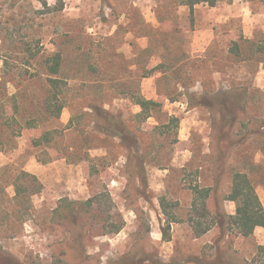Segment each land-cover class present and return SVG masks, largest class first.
Masks as SVG:
<instances>
[{
    "label": "rangeland",
    "instance_id": "374dc122",
    "mask_svg": "<svg viewBox=\"0 0 264 264\" xmlns=\"http://www.w3.org/2000/svg\"><path fill=\"white\" fill-rule=\"evenodd\" d=\"M183 1L0 0V104L17 120L1 129L0 264H116L133 253L149 256L143 264H264L262 237L215 226L197 238L189 222L193 186L212 189V215L236 213L225 199L238 172L264 197V55L257 52L264 0H216L218 9L200 4L193 15ZM218 17L225 23L213 26ZM212 27L221 42L198 54L196 34ZM58 52L68 87L56 120L44 109L49 87L39 58ZM237 89L247 91L246 101L232 128L219 133L220 107L200 101ZM137 95L161 111L141 121ZM47 131L52 143L35 147ZM40 166L46 171L38 175ZM22 172L43 189L17 200L16 184H27ZM100 194L112 204L85 222L87 257H77L73 234L54 212L62 200ZM161 198L176 218L169 242ZM111 216L124 224L118 234L98 224Z\"/></svg>",
    "mask_w": 264,
    "mask_h": 264
},
{
    "label": "trees",
    "instance_id": "16d2710c",
    "mask_svg": "<svg viewBox=\"0 0 264 264\" xmlns=\"http://www.w3.org/2000/svg\"><path fill=\"white\" fill-rule=\"evenodd\" d=\"M208 4L211 7L217 5L216 0H184V6L190 8V12L193 15L194 9L197 5ZM257 52L264 55V37L257 46ZM37 59L38 56H33ZM41 66L44 69L43 75L46 77V82L49 87V94L44 102V109L46 114L54 119H61L62 113L66 107V100L64 99L65 90L68 87V81L62 76L63 69V55L58 53L42 54L40 56ZM3 85L0 84V88ZM5 97V95H4ZM247 97V91L244 89L223 91L210 97L205 95L200 101V105L210 108L214 111L216 106H219L221 111L219 114L221 119L219 121V133H225L228 127L232 128L237 119V112L241 106L245 103ZM136 105L141 108L136 117L141 121H147L155 113L160 112L162 104L147 99L141 95L135 96ZM14 114L17 113V106H13ZM101 120H105L102 118ZM176 128L180 127V120L177 117L170 118ZM13 123H17L16 117H9L6 112L4 104H0V152L4 150V143L1 139L2 126L4 124L12 126ZM72 124V121H71ZM69 129V128H66ZM20 132H18L19 134ZM21 134V133H20ZM54 132L47 131L40 138L33 140V145L37 148L48 147L52 141ZM229 137V135H226ZM224 138V134L221 136ZM123 141L127 142L128 138L122 136ZM134 146L138 145V142H133ZM232 143L230 148L232 147ZM228 153H222L223 158ZM51 160H42L43 164L49 163ZM143 175L145 171L143 170ZM146 176L143 177V184L146 186ZM24 178L27 184H16V199L22 200L27 198L26 195H37L42 189L43 185L37 178V176L29 173L22 172L19 180ZM193 203L190 213L189 222L192 226L193 232L197 238H200L209 233L215 226H219L224 233L226 231L230 233H236L244 238H250L254 235L255 230L258 227L264 228V205L257 193V190L248 177L244 173H236L233 180L232 190L226 197V201L234 202L237 206L236 214H228L225 210H220L215 215H212L208 202L212 195L211 188H203L200 186H193ZM105 202V203H104ZM112 204V199L108 195H97L87 201H70L68 199L62 200L58 208L54 212V222L67 227L74 236L73 248L77 257H87L85 252V222L90 219L96 218V212L101 206ZM161 207L164 214L168 217L167 226L163 229V239L167 242L171 241V224L176 222V218L169 212V204L166 198H161ZM112 221V216L106 220L101 218L98 222L100 228L110 234H118L123 228L124 224H117ZM259 252L264 254V246H259ZM137 254L133 253L130 257L116 264H143V259L149 256L141 255V258L137 260ZM1 260V259H0ZM1 262V261H0ZM220 263V262H219ZM181 264H212L210 262L191 259Z\"/></svg>",
    "mask_w": 264,
    "mask_h": 264
},
{
    "label": "crops",
    "instance_id": "0c3cea01",
    "mask_svg": "<svg viewBox=\"0 0 264 264\" xmlns=\"http://www.w3.org/2000/svg\"><path fill=\"white\" fill-rule=\"evenodd\" d=\"M215 9H218V8L217 7H215V8L213 7V10H215ZM222 23H225L224 18L223 17H218L215 20V22L212 23V25L213 26H220ZM216 29H214L212 27L211 29H209V31H207L204 34H201V35L200 34H196L195 41H194V46L198 47V50L196 51L198 54L203 53L204 56L209 55V52H211L212 49L214 47H216V45L218 43L221 42L220 40H221L222 37L220 35L216 34ZM45 171H46V168H44L43 166H40V169L37 170L36 173L38 175H41V174L45 173ZM260 199H261V201H262V203L264 205V197H261ZM236 211H237V209H236ZM258 236L262 237V241H261L260 246H264V228L258 227L255 230V233H254V235L252 237H258Z\"/></svg>",
    "mask_w": 264,
    "mask_h": 264
}]
</instances>
